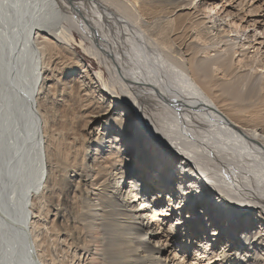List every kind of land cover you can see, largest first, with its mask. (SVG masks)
Listing matches in <instances>:
<instances>
[{"label":"bare ground","instance_id":"6f19581e","mask_svg":"<svg viewBox=\"0 0 264 264\" xmlns=\"http://www.w3.org/2000/svg\"><path fill=\"white\" fill-rule=\"evenodd\" d=\"M182 1L0 0V238L7 240L1 254L6 264H115L100 238L135 242L151 261L164 262L162 255L180 246L179 238H193L185 245L192 244L202 264H264V95L250 74L235 71L245 63L232 68L226 57L199 58L205 49L180 29L197 9L176 15L174 27L145 35L137 21L181 9ZM217 18L210 28L221 25ZM74 43L100 64L94 75L70 50ZM58 46L70 47L80 74L71 79L74 90L62 82L56 94L63 102L67 95L70 104L77 99L87 126L76 158L65 161L53 135L59 116L49 107L50 89L60 82L54 78ZM217 72L226 79L219 81ZM128 104L148 131L126 111ZM96 120L101 128L95 131L90 125ZM221 209L232 210L229 219ZM102 227L111 235L105 237ZM222 238L251 252L222 245Z\"/></svg>","mask_w":264,"mask_h":264},{"label":"rangeland","instance_id":"374dc122","mask_svg":"<svg viewBox=\"0 0 264 264\" xmlns=\"http://www.w3.org/2000/svg\"><path fill=\"white\" fill-rule=\"evenodd\" d=\"M189 1L190 2L192 1V5L196 7H193L191 9L187 4L183 5ZM197 1L198 2L200 1L201 3L198 4ZM180 3H182V6H184V7L181 6L182 7L181 9L175 8L173 12H170L169 10L167 11L168 9L167 8L165 13H157V15L150 20L142 18L139 21H137V22L141 21L140 22V24L142 25L141 28L145 30L144 31L145 35L153 34L157 28L163 25L166 26L167 28H170L171 25L173 26L174 18L176 15L178 14L184 15V13L185 14L190 13V11L193 12L195 9H197V11L195 10L196 12L195 11L193 12L195 15L192 14L191 20H186V19L181 20L180 29L188 30L187 31L188 37L191 34V38L187 37L188 42H191V39L193 38L195 39V41L198 42V48L203 47L205 49L204 53L199 52V55L201 54L199 58H203L207 56L212 58L218 57L221 61V59L223 60L226 57L225 61L228 62V65H231L232 68L233 67L239 68L240 67L239 65H243L245 63V65H243L240 71H237V69L235 71L237 73L245 71L244 73L250 74L252 76L250 80H253V82L256 83V87L261 92V94L263 93L264 95V0H183ZM208 13L214 19H216L217 17L220 18V19L217 18V23L220 22L221 25L215 27L214 29L210 28V25L212 23H210L211 18L209 19L208 17H206ZM128 19H132V17H128ZM199 30L200 32H198ZM225 30L230 32L228 33ZM155 36L156 35H154V38ZM156 37L159 38L160 36H156ZM79 38L80 37L76 35V39L78 40ZM153 41L155 42V39H153ZM188 42H186L187 45ZM68 47L69 46L66 47L58 46V50L55 51V54L53 56L58 61V63L56 64V68L54 70V74L56 76L54 78H59L60 82L58 84L54 83L53 87L51 88L52 90L50 89L51 95H50V103H49V107L51 106L50 110L53 112V114L57 113L59 116L57 121L55 117V121L53 125V129H54L53 135H54V139L57 142V146L60 154L59 158H61L64 161L67 158L69 160H73L76 158L77 152L79 151L80 143L82 141V135L85 132V127L87 128V126L85 125L86 124L84 118L85 115L81 114V110H79V108L77 107V103H76L77 99L74 98V100H72L71 102L72 104H70V99H68L67 95H65L64 97L67 101L64 99L63 102L59 99V96H57L56 94L57 88L60 89L64 87L62 82L67 83L65 86H69V87H65L66 91L68 90V88L69 89L71 88L70 89L71 91L74 90L73 88L75 86L74 81L71 79L76 78L77 75L80 74V68H74L75 65L74 62L72 61L74 55H72L73 53L70 52V50L71 49L75 50L78 56L80 55L79 57L82 58L84 64L88 66L90 70L89 71L90 74L94 75V73L98 71V68L100 67V64L97 63V61L94 58L85 54L86 52L84 53L83 48L78 44L76 43L72 44V47L74 48L69 47L70 50ZM185 47L187 46L185 45ZM185 47L182 49V53H183L182 55L184 57L182 64H184V66L187 67L189 65L190 53L187 50L185 52L186 49ZM158 48H162L161 44H158ZM243 48L245 49L243 50ZM231 53L234 54L230 55ZM172 54L175 55V53ZM162 55L167 58L166 53L165 51L163 52V50H162ZM213 67L215 69L217 65H213ZM103 70L105 71V69ZM105 77H108V74L106 72H105ZM217 78L219 79V81H221V79L222 80L226 79L225 76L219 73L217 74ZM54 81L55 79H53L50 82L53 83ZM246 83H247L246 80L242 81L243 88L245 87ZM102 101L105 102L103 105H105L107 108L108 107L107 103L109 100L104 99ZM118 105L119 103L116 105L115 110H120ZM126 111L134 112L133 116L137 118L136 121L140 122L143 131H148L145 126V122L140 119V115L133 105L128 104L126 106ZM103 115L104 114L102 113L100 116ZM99 123H100L99 120H96L92 123V125H90V127H95L94 130L96 131L97 128L98 129L101 128V125H98ZM148 153L150 152L148 151ZM162 175H164V173H162ZM188 193L186 192V194H183L180 200H178V202L176 201V204L177 205L183 204L184 202L183 200L185 197H187ZM161 194L170 197V195L168 196L167 193H161ZM137 203L139 204L138 201ZM52 217H53L52 215H49L50 219H52ZM146 217L150 219L149 216ZM174 217L173 220L175 219ZM173 220L171 224L175 223V221ZM166 222L168 225L170 224V221H166ZM103 229L104 228L102 227L103 235L105 237L106 235H108V233L111 235V231L109 229H104V230ZM60 239H64V238H60ZM66 239H68L67 241L69 242L71 241L70 238H66ZM119 239L120 238H115V239L100 238L101 240L100 247H102V249H105L104 251L107 252L106 254L107 256L111 254L116 258V259L111 258L115 264H158V263L162 264L164 262H167L169 259L170 260L168 264H170L171 261L176 262L178 260H180V262L186 261L187 264H194V262L195 264H202V262H204L203 260L197 258L196 255L195 256L193 255L194 249L192 247V244H189V246L185 245L188 244V242H190L193 238H179L180 246L178 244L174 248L171 247L170 252L164 253L167 255H162V258H165V256L167 257L166 260H164V262L161 260L159 261L156 258L152 259L151 261L148 258V256H146L147 252L145 253L144 251H141L142 248L141 249L136 248L135 242H131V244H129L128 246V244L126 243H121V244L118 243ZM222 239H223L222 245H226L229 244V242H231L234 244L233 245L229 244L228 247L231 246H233V248L236 247L235 250H238L241 253L244 252L243 250H247V247L246 249L243 248L244 247L243 244H241L239 241L235 239L232 238H222ZM197 240L199 243L209 244L210 242V241H206V239L203 238H198ZM6 241L7 240L5 238H0V243H2L0 244L1 247L0 264H6L5 260L1 256V254H3V252L6 251V249L8 248V245H6L7 243ZM69 242H66V246L69 244ZM206 244H203L204 247L207 246ZM66 246L65 244H62L63 248H66ZM211 246L212 245H208V247ZM142 247L146 249V247L144 246ZM198 247L199 246H196V249ZM204 247L199 251L202 250L203 252ZM224 247L225 246H223V248ZM187 248L190 251L186 250ZM213 248L215 249V247ZM251 248L253 249V247ZM262 250L264 251V249L261 248L260 251ZM209 251L210 250L205 251V254L206 255L208 254L210 256L212 253H210ZM224 251H227L226 248ZM250 252L251 251H249L248 253ZM173 255L175 258L173 257Z\"/></svg>","mask_w":264,"mask_h":264},{"label":"snow or ice","instance_id":"6c2138e0","mask_svg":"<svg viewBox=\"0 0 264 264\" xmlns=\"http://www.w3.org/2000/svg\"><path fill=\"white\" fill-rule=\"evenodd\" d=\"M220 211H221V213H222V215H223V217H224L225 219H229V217H228V213H229L230 211H232V210H230V209H221Z\"/></svg>","mask_w":264,"mask_h":264}]
</instances>
